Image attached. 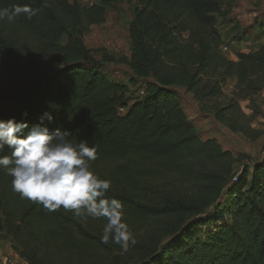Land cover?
I'll return each mask as SVG.
<instances>
[{
    "label": "trees",
    "instance_id": "1",
    "mask_svg": "<svg viewBox=\"0 0 264 264\" xmlns=\"http://www.w3.org/2000/svg\"><path fill=\"white\" fill-rule=\"evenodd\" d=\"M96 1L0 0V8L28 4L38 10L14 22L0 20V120L34 125L51 112L50 130H68L73 142L96 147L97 159L112 160L117 179L106 198L124 205L136 244L122 252L101 242L105 220L21 199L3 170L0 230L29 264H105L108 255L110 264H264V157L246 159L235 172L230 150L216 138H200L170 87L183 85L196 99H211L236 77L234 99L220 112L229 110L264 92V45L238 53L237 60L221 53L218 19L230 14L226 0H136L128 27L133 76L117 82L101 70L84 37L105 23L108 7L124 0ZM103 60L115 59L104 53ZM144 78V94L131 103V86ZM220 161L227 163L226 174L205 165ZM168 180L218 189L205 212L198 207L193 220L156 234L147 229L153 220H176L191 208L167 194L158 202L146 199L129 185L144 181L150 188Z\"/></svg>",
    "mask_w": 264,
    "mask_h": 264
},
{
    "label": "rangeland",
    "instance_id": "2",
    "mask_svg": "<svg viewBox=\"0 0 264 264\" xmlns=\"http://www.w3.org/2000/svg\"><path fill=\"white\" fill-rule=\"evenodd\" d=\"M82 6H90L96 3V0H77ZM231 0H226L223 6H227ZM136 0H124L113 7H108L106 12V21L102 25H93L85 33V43L92 50L93 56L97 59L101 66V70L109 77L117 82L128 83L133 76L132 70L128 65V60L131 56V43L128 33V27L133 19ZM227 9V8H224ZM264 10V0H250L244 4L241 13L244 17L243 26L248 27L246 33L249 35L246 43L240 46V49L245 52H252L260 46V41L255 42L254 39L264 36V32H258L257 28H263L264 21L262 19V11ZM261 13V14H259ZM256 17V18H255ZM223 17L218 19V26L223 31L225 27ZM255 21V23H253ZM239 22V21H238ZM240 24V22H239ZM224 26V27H223ZM241 26V24H240ZM255 28L254 31L249 28ZM225 39L232 38V31H226ZM242 37H235L239 39ZM251 37V38H250ZM243 39V37H242ZM66 40L63 41V44ZM226 43L220 47V51L226 57L229 54V48ZM261 48V47H260ZM259 48V49H260ZM239 49V48H237ZM252 50V51H250ZM236 51V50H234ZM239 51V50H238ZM108 57H113L114 61H104L103 54ZM240 53V52H239ZM238 54V52H237ZM149 79H140L139 86L132 87L128 94L131 103L133 99L142 96L146 81ZM182 101L185 112L189 119L194 122L198 134L202 140L216 138L224 149L230 150L234 156L232 169L236 172L241 169L246 159L262 160L264 157V102L261 95L251 99H240L238 104H235L231 109L220 112L222 108L230 105L231 99H234V86L227 81L223 87L221 97L207 98L198 100L191 92L183 85H172ZM145 92V91H144ZM255 114L257 116H255ZM243 129V130H242ZM248 132V133H247ZM96 169V173L104 179H109L111 183H116V174L114 172L115 165L112 160L96 159L92 162ZM207 168L217 169L220 174H226L227 163L224 161L216 162L214 165L211 162L205 164ZM251 173V171H250ZM148 183L140 181L136 184L129 185L134 191L142 194L143 197L149 200L158 202L162 200L163 194L170 195L175 201L181 202L191 209L180 214L175 218H163L153 220L147 227L148 230H153L156 234L162 233L163 227L175 222V225H184L195 218L199 207L201 212L207 210L208 202L214 199L218 187L206 185L202 188L191 184L182 183L172 180L163 181L160 184H153L148 188ZM2 215L0 213V220ZM146 229V230H147ZM144 233V231L142 232ZM140 233L139 235H141ZM16 244L12 236L4 230H0V263L5 264H29L21 254L16 250ZM112 255H108L103 259L102 263L110 264Z\"/></svg>",
    "mask_w": 264,
    "mask_h": 264
},
{
    "label": "clouds",
    "instance_id": "3",
    "mask_svg": "<svg viewBox=\"0 0 264 264\" xmlns=\"http://www.w3.org/2000/svg\"><path fill=\"white\" fill-rule=\"evenodd\" d=\"M37 11L28 4L0 8V20L14 22ZM53 120L51 112L43 113L34 125L15 118L0 120V153L6 147L10 150V155H0V170L12 177V191L21 199L41 204L48 211L63 208L76 218L105 220L101 242L127 252L136 239L124 205L118 199L106 198L111 181L92 169L96 147L89 146L87 140L73 142L72 133L60 127L50 130Z\"/></svg>",
    "mask_w": 264,
    "mask_h": 264
},
{
    "label": "crops",
    "instance_id": "4",
    "mask_svg": "<svg viewBox=\"0 0 264 264\" xmlns=\"http://www.w3.org/2000/svg\"><path fill=\"white\" fill-rule=\"evenodd\" d=\"M246 1L250 2V0H231L230 4H228L227 6H223L224 8H228L231 10L230 14L224 18L226 20L224 22V25H225V27H228V28H223L224 30L222 31L218 26V29H219L222 37H223V41H224V43H226L225 44L226 47L230 49L229 54H227L228 58L233 59V60H237V52L239 53V52H245L246 51V50L244 51V50L240 49V46H243V44L246 43V41H248L246 39L249 38V35L246 33L248 27L243 26L244 17L242 16V13H241L242 7H244V4L246 3ZM257 11L263 12L262 13L263 14L262 19L264 21V10H257ZM259 14H261V13H259ZM238 21L240 22L241 26H240ZM253 23H255V21H253ZM249 29H252V31H254L255 28L253 27V28H249ZM257 29H258V32H260V33L264 32V26H263V28H257ZM226 31H232V38L228 39V41L224 37ZM239 34L243 37V39H242V37H239V39H235V37L239 36ZM254 41L255 42H259V41L261 42L260 46L256 49V50H258L260 47H262L264 45V36L257 38V39L255 38ZM237 48H239V49H237ZM234 50H236V51H234ZM256 50L254 49V51H256ZM250 51H252V50H250ZM228 81L232 83V86H235L237 78L231 77V78H229ZM261 97H262L261 99H263L264 93L261 95ZM262 102H264V100H262Z\"/></svg>",
    "mask_w": 264,
    "mask_h": 264
},
{
    "label": "built area",
    "instance_id": "5",
    "mask_svg": "<svg viewBox=\"0 0 264 264\" xmlns=\"http://www.w3.org/2000/svg\"><path fill=\"white\" fill-rule=\"evenodd\" d=\"M142 94H144V91L142 92ZM125 110H126L125 108H120V111H121V112H125ZM0 264H5V263L2 262V263H0Z\"/></svg>",
    "mask_w": 264,
    "mask_h": 264
}]
</instances>
